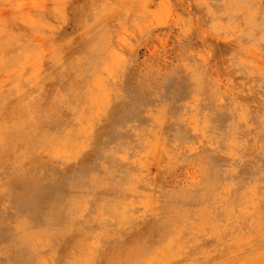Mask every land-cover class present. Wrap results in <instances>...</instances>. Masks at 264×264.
<instances>
[{"label":"rangeland","instance_id":"obj_1","mask_svg":"<svg viewBox=\"0 0 264 264\" xmlns=\"http://www.w3.org/2000/svg\"><path fill=\"white\" fill-rule=\"evenodd\" d=\"M0 149V264H264V0H0Z\"/></svg>","mask_w":264,"mask_h":264},{"label":"bare ground","instance_id":"obj_2","mask_svg":"<svg viewBox=\"0 0 264 264\" xmlns=\"http://www.w3.org/2000/svg\"><path fill=\"white\" fill-rule=\"evenodd\" d=\"M79 13H80V17H79V21L80 24L83 23L84 18L87 17L86 16V10L84 7H81L80 9H78ZM68 67V66H67ZM70 72V71H69ZM72 73H70L71 75ZM69 76V75H68ZM73 76V75H72ZM70 78V77H69ZM61 79V78H60ZM65 80V79H64ZM72 82V81H71ZM183 82V77L179 74V72L174 71L171 74H169L167 76V78L163 81V83L161 84H157V87L154 88L151 85H140L135 89V92L133 94H131V104H132V109L134 108V106L136 105H141L142 103H153L156 102L159 99H167L168 101L166 103L168 104H174L176 103L177 99H179V97H181L180 93L183 92V87L184 84ZM205 82V81H204ZM52 83V82H51ZM63 83V82H62ZM66 84V82H64ZM68 83V82H67ZM77 83V81H76ZM119 83V89L121 92L126 91L125 86H124V81H120ZM53 86V85H52ZM69 86V85H68ZM59 87V86H58ZM74 87V86H73ZM63 88V87H62ZM58 89V88H57ZM50 90V89H49ZM208 97V101L210 104L213 105V107L215 108V115L218 116L219 118H223L226 119L227 118V114L224 111L226 106V102H220L219 101V96H220V92L218 91L217 88L215 87H210L206 85L205 88ZM51 91V90H50ZM95 94V93H94ZM103 96V94H102ZM74 97V96H73ZM60 98V97H59ZM62 98V97H61ZM100 98V97H99ZM103 98V97H102ZM102 98L100 100H102ZM198 98V97H197ZM63 99V98H62ZM95 99V98H94ZM52 100V99H51ZM61 100V99H60ZM55 101V100H54ZM94 101V100H93ZM97 101V100H96ZM105 101V100H104ZM37 102V100H36ZM43 102V101H42ZM47 102V101H46ZM99 102V101H98ZM106 102V101H105ZM225 102V103H224ZM45 103V102H44ZM50 103V102H48ZM47 103V104H48ZM94 103V102H93ZM53 105V104H52ZM57 105V104H56ZM99 105V103H98ZM13 106V105H12ZM16 106V105H14ZM11 107V106H10ZM16 108V107H15ZM19 108V107H18ZM49 108V107H48ZM52 109V108H51ZM131 109V110H132ZM20 110V109H19ZM108 110V109H106ZM7 111V110H6ZM15 112V111H14ZM125 112H127V110H125ZM11 113V112H10ZM31 113V112H30ZM60 113V112H59ZM63 113V112H61ZM12 114V113H11ZM66 114V113H64ZM11 116V115H9ZM13 116V115H12ZM34 116V115H33ZM68 116V115H67ZM14 118V116H13ZM19 118V117H18ZM32 118V117H31ZM25 120V119H24ZM39 120V119H38ZM38 122V121H37ZM34 124V123H33ZM41 124V123H40ZM26 128V127H25ZM28 128V127H27ZM24 131V130H23ZM17 132V131H16ZM32 132V131H31ZM29 131V133H31ZM26 133V132H25ZM10 134V132H9ZM19 135V134H17ZM24 135V134H23ZM29 135V134H28ZM28 137V136H27ZM19 138V136H18ZM25 139V138H24ZM32 139V138H31ZM23 140V139H22ZM14 141V140H13ZM21 141V140H20ZM10 142V141H9ZM15 143V142H14ZM22 144V143H21ZM66 144V143H65ZM71 145V144H70ZM13 146V145H12ZM19 146V145H18ZM11 147V146H10ZM60 147V146H59ZM58 147V150H59ZM71 147V146H70ZM29 148V147H28ZM63 149L66 150V148L62 147ZM1 150V149H0ZM57 150V151H58ZM16 151V150H15ZM56 151V152H57ZM10 152V151H9ZM14 152V151H13ZM61 152V151H60ZM5 153V152H4ZM59 152H57L58 155ZM9 154V153H8ZM13 155V154H12ZM52 155V154H51ZM15 156V155H14ZM56 156V155H55ZM8 161V156L6 155H1L0 156V163L3 162H7ZM10 161V160H9ZM27 161V160H26ZM48 161V159H47ZM12 162V161H11ZM52 162V161H51ZM10 164V163H9ZM9 167V166H8ZM12 167V166H10ZM264 167V160L261 157H257L255 159V161L253 162V165L250 166L251 171H259L261 168ZM35 175L36 177L40 178V179H45V181L50 184L54 182V179L56 177V175H60L61 171L59 168H57L56 166L52 165V164H46L45 163H41L36 169H35ZM28 171V170H27ZM26 173V172H25ZM32 173V172H31ZM31 180V179H30ZM33 184V189L35 188V190H41L40 186L38 183V180H32L31 181ZM51 190V186L42 189L41 191L46 192V193H50ZM11 201H12V206L14 207L13 210L14 212H16L17 214H20L21 216H23L25 218V221L23 222V228L27 229L30 227V220H34L35 224L42 222L43 219L46 218L47 216V210H49L48 207H44L43 209L39 210L36 207V203L33 201L32 197H27V196H21V195H15L14 197H10ZM38 209V210H37ZM85 211V210H84ZM82 211V212H84ZM23 213V215H22ZM102 213V212H101ZM101 216V215H100ZM99 216V217H100ZM104 217V216H103ZM102 217V218H103ZM127 217V216H126ZM98 218V217H97ZM96 218V219H97ZM105 218V217H104ZM189 219V218H187ZM19 220V219H18ZM20 221V220H19ZM187 221V220H186ZM28 222V223H27ZM26 223V224H25ZM102 223V222H101ZM193 224V223H192ZM103 225V223H102ZM22 227V226H21ZM20 227V228H21ZM183 229V228H182ZM188 230V229H187ZM186 230V231H187ZM217 231V230H216ZM182 233V232H181ZM180 234V233H179ZM104 238V237H103ZM181 238V236H180ZM175 239V238H174ZM99 245L96 244V246ZM166 252V251H165ZM179 256V255H178ZM159 257V256H158ZM166 256H163V258ZM179 259V258H178ZM162 260V259H161ZM158 261V258H157ZM163 261V260H162ZM173 261V260H172ZM164 262V261H163ZM15 264H21L20 262H15Z\"/></svg>","mask_w":264,"mask_h":264}]
</instances>
